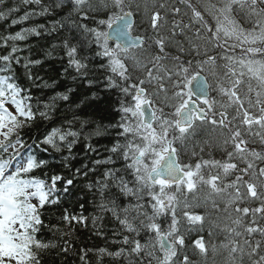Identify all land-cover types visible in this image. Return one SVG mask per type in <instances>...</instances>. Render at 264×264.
<instances>
[{"label": "trees", "instance_id": "obj_1", "mask_svg": "<svg viewBox=\"0 0 264 264\" xmlns=\"http://www.w3.org/2000/svg\"><path fill=\"white\" fill-rule=\"evenodd\" d=\"M7 2L19 4L20 0ZM126 2L123 11L128 10L134 16L132 34L141 37L144 43L123 54L121 72L115 70L119 80L117 90L101 91L99 95L102 99L97 101L98 106L89 109L90 117L98 125H103L102 134L96 136L92 133L90 140L99 151L91 153L81 142L74 147L69 161L64 160V155L52 151L39 153L48 162L49 167L45 172L61 174L65 179L74 180L73 185H65L69 194L61 191L60 203L47 206L44 211L45 222L55 226L53 231L45 229L44 238L58 246L42 257L44 264H89V260L94 262L96 256L89 251L88 259L82 261L80 256L84 254V249L94 250L106 245L115 248L119 245V240L112 235V230H119V225L110 218L104 220V233L107 237L104 238L95 234L90 221L86 225L73 222L69 226L61 223V214L65 209L77 215L82 212L86 217L96 214L93 194L86 185L93 178L99 179V176L93 177L89 173L86 179L83 175H76L75 170H84L85 165L94 167L93 160L108 155L106 148L111 146L116 135L109 125L119 120L116 110L118 101L122 99L121 91L130 97L126 107L131 109L138 88L146 91L157 110L155 123L170 128L168 137L173 141L181 165L198 179V190H186L185 186L167 189L172 198L171 207L166 213L162 211L159 202L151 208L145 204L142 209H137L140 214L130 223H134L136 232L149 230L150 233L146 236V243L142 241L140 245L143 264H264V202L261 200L264 197V119H261L264 118V107L256 103L254 89L245 87L253 94H247L241 99L229 90L230 86L239 89L238 84L229 85L232 79L231 68L227 63L230 57H246L248 50L257 49L263 54L264 44L258 42L245 45L248 40H227L218 33L220 39H215V15H210L211 7L203 3L192 8L182 0ZM117 4L116 0H85L83 5V10L90 17L103 20L105 27L100 33L99 42L107 49L112 48V45L106 41V31L109 24L120 16ZM21 7L22 12L18 15H22L23 11H31L28 6ZM233 9L234 14L229 17L232 20L238 18L240 21H255V13L259 11L260 15H264V0H257L255 4L253 1L243 5L235 4ZM69 11V7L65 6L54 18L67 19ZM218 17L220 21L228 18L222 12ZM72 18L75 19V13ZM38 19L34 17L33 22ZM46 19L50 22L51 18ZM22 26L12 27L0 21V35L7 34L9 30L14 33ZM224 27L226 25H221L218 30L223 33ZM244 28L248 29L246 26ZM70 35L76 33L68 30L60 33L61 37ZM49 43L50 40L32 38L19 45L32 49L31 53L25 52L23 55L43 61L40 66L31 69L33 74L42 78L36 81L41 87H33L32 94L43 101L63 93L68 86L76 87L73 83V69L69 68V74H61L67 67L64 53L57 50L52 56L45 55ZM16 71L21 74L23 70L17 67ZM197 74L206 77L215 109L210 110L208 120L196 121L190 129L180 131L175 126L176 113L187 98L189 80ZM45 81L50 85L48 88L43 87ZM83 91L81 87L80 92ZM56 103L59 110L54 119L62 120L65 115L71 118L74 107L59 100ZM222 113L227 116L224 122L220 118ZM127 116L124 117L125 123H128ZM248 117L254 119L248 121ZM37 125L32 132L33 136L43 133L49 122L38 119ZM128 133L120 146L130 158L132 151L127 149V139L134 136ZM120 170L127 175L125 168L121 167ZM136 175L135 198L140 204H143L145 196L156 194L159 197L160 192H155V185L149 182L146 170L139 168ZM244 176L249 182L251 178L259 181L261 186L256 195L249 193L248 184L242 179ZM180 189L182 191L178 193ZM173 212L175 215H172ZM191 214H198L201 221L190 219ZM125 234L129 235L131 246L136 237L130 233ZM161 235L173 242L170 251H165L161 246ZM201 237L207 246L205 253L196 245ZM60 245L67 249L66 255L61 254ZM105 264H110V261L105 260ZM129 264L141 262L133 260Z\"/></svg>", "mask_w": 264, "mask_h": 264}, {"label": "snow or ice", "instance_id": "obj_2", "mask_svg": "<svg viewBox=\"0 0 264 264\" xmlns=\"http://www.w3.org/2000/svg\"><path fill=\"white\" fill-rule=\"evenodd\" d=\"M256 2L253 0L254 4ZM84 3L85 0H49L47 3L45 0H20L19 4H11L7 0H0V21L12 27L24 25L14 33L9 30L7 34L0 35V264H44L42 257L50 249L58 247L44 238L46 228L48 231L55 228L50 222H45L44 211L47 206L60 203L61 191L69 194L66 186L73 185L74 180L45 172L49 167L48 162L39 153L52 151L64 155V160L69 161L74 147L81 142L87 151H99L90 140L92 133L96 136L102 134L103 125H98L90 117L89 109L98 106L97 101L102 99L99 95L101 91L117 90L119 80L110 63L108 49L99 42L100 33L105 27L103 20L90 17L83 10ZM21 5L28 6L31 11L18 15L22 12ZM65 6L71 10L68 18H54ZM73 13L75 19L72 18ZM34 17L39 19L33 22ZM46 18H51L50 22ZM42 20L44 22H40ZM65 30L76 35L61 37L60 33ZM32 38L50 40L49 47L45 49L46 56H52L57 50L64 53L67 67L61 74H69V68L74 70L75 89L68 86L63 93H57L46 101L32 94L33 87H41L36 81L42 78L33 74L31 69L40 66L43 61L23 55L25 52L31 53L32 49L19 46ZM17 67L23 70L21 74L17 73ZM49 86L45 81L43 87ZM81 87L84 88L83 93L80 92ZM121 97L116 110L119 120L109 125L116 135L111 146L106 148L108 155L93 160L94 167L85 165L84 170H75L76 175H83L86 179L89 173L93 177L99 176V179L93 178L86 185L93 194L96 214L86 217L82 212L77 215L69 213L67 209L61 214V223L69 226L73 222L86 225L90 221L98 237L107 238L104 233L106 218L119 225V230H112L113 237L120 242L118 246L84 249V254L80 256L82 261L88 259L89 251L96 256V260H89V264H105V260L110 264H129L130 261L139 260L143 264L140 245L146 243V236L150 233L149 230L136 232L134 223L130 221L135 220L140 214L137 209H142L145 204L150 208L157 202L162 204L156 194L145 196L143 204L135 198L139 168H133V160L120 146L129 134L124 117L130 111L126 107L130 97L124 91H121ZM58 100L74 107L71 118L65 115L62 120L54 119L59 110ZM38 119L49 122V126L40 135L33 136ZM141 156L143 152L136 160L139 161ZM156 157V166L149 172V179L158 193L163 181H156L155 176L175 178L176 172L164 159L163 150ZM121 167L127 170V175L121 172ZM101 168L103 171L98 172ZM80 207L83 209V205ZM125 233L136 237L131 246L129 235ZM59 248L61 254H67L63 245Z\"/></svg>", "mask_w": 264, "mask_h": 264}, {"label": "rangeland", "instance_id": "obj_3", "mask_svg": "<svg viewBox=\"0 0 264 264\" xmlns=\"http://www.w3.org/2000/svg\"><path fill=\"white\" fill-rule=\"evenodd\" d=\"M147 1V0H143ZM186 2L188 5H191L192 8L196 6L198 3H203L206 6L211 7L210 15H215L213 20L216 22V34H214L215 39H220L217 35L220 34L221 37L227 39V40H233V41H239L240 40H248L245 45H255V43L260 42V44H264V15H260L259 11L255 21H240L238 18L235 20H232L231 16L234 14L233 6L235 4L243 5L247 1H253V0H182ZM118 3V9L120 11V15L127 10H124L123 4H126V0H116ZM130 2V1H129ZM216 5H215V3ZM215 5V6H214ZM249 9L251 7L249 6ZM224 13L228 18H226L225 21H220L218 15L219 13ZM120 18V17H119ZM217 20V21H216ZM256 21L258 24H256ZM210 24V22H208ZM221 25H226L224 29L222 28L221 33L218 28ZM246 26L248 29H245L244 26ZM210 27V26H209ZM107 41V40H106ZM262 41V42H261ZM108 42V41H107ZM109 43V42H108ZM245 43V42H241ZM111 44V43H110ZM112 48H108V51L110 53V63L114 66L115 70L117 72H121L122 68V58L123 54L125 52L121 51L119 48H117L114 44H111ZM240 48V47H238ZM121 51V53H119ZM249 52L248 54L245 53L244 58H238L237 56L230 57L227 60V63L230 66V76L232 79V82L229 81L230 84H238L237 87L239 90L233 89L231 86L229 87V90L233 91V94H236V96L241 99L243 96L247 94H253L250 93V90H246L245 87H249L250 89H254V94L256 96V103L259 105V107H264V53H260L255 49V51H246ZM223 58V57H222ZM217 73V72H216ZM237 75H241L243 77H238ZM138 89L135 91V96L133 100V104L129 109V114L126 117L128 119V123H125V126L134 137H130L127 139V149L132 151L130 155V159L134 160L137 156H140L141 152H143V156H141V159L137 161L136 159L133 161L134 167H139L143 170L147 171V178L149 176V172L153 167H155V160H156V154L160 153L163 150V156L167 154L169 151L168 142L171 140L169 139L168 135L170 133V128L165 127L162 123H154L151 127H147L143 125L142 123V117L140 113L137 112L136 107L140 106L142 103L151 102V100L148 98V95L144 93L143 96L136 95ZM238 99V100H239ZM187 100L185 104L188 102ZM152 103V102H151ZM212 110L214 111V101H212ZM224 114V113H223ZM264 114V113H263ZM225 114L223 122L225 121ZM130 119V120H129ZM254 119L253 117H248V121ZM264 119V118H261ZM254 121V120H253ZM252 122V121H251ZM242 151V150H241ZM165 158V156H164ZM246 177H242L244 180ZM184 179L187 180V177ZM183 179V180H184ZM149 180V178H148ZM152 181V180H151ZM156 181H163L162 178H158ZM153 182V181H152ZM248 184V190L249 193H252V195H256L258 192V188L261 186L259 181L251 178L250 182L245 181ZM186 182L184 181L179 185V188H181ZM243 183V182H242ZM249 185L251 186L249 188ZM187 187L190 190H198V179L195 175H193L192 178L188 179ZM247 188V185H246ZM168 185L163 183L160 190L159 195V201L162 202L159 203L162 211L166 213L168 209L171 207V198L172 195L170 192L167 191ZM182 190L180 189L178 193H180ZM261 200L264 202V197L261 198ZM194 214V213H193ZM189 215L190 219L192 217ZM198 215V214H195ZM201 221V220H200ZM170 244H173L172 241H170ZM170 244L166 242V246L170 248ZM196 245L199 247V250L202 253H205L207 250V246L205 244V241L202 239H199L196 242Z\"/></svg>", "mask_w": 264, "mask_h": 264}, {"label": "water", "instance_id": "obj_4", "mask_svg": "<svg viewBox=\"0 0 264 264\" xmlns=\"http://www.w3.org/2000/svg\"><path fill=\"white\" fill-rule=\"evenodd\" d=\"M132 17L129 14H126L122 19L117 20L115 24L111 25L108 32H107V40L118 44L121 48L126 49L132 46H137L140 44L141 40L140 39H134L130 35V28L132 26ZM193 95L195 98L200 99V98H207L208 97V86L206 84V81L204 80L203 77L199 76L195 80L191 82V87H190ZM144 112H147L148 116L145 119V122L147 124L152 123L154 120V116L149 109L148 106L144 107ZM196 114L198 118L204 119L205 115L202 111L198 110L197 106L195 103H189L188 104V109H183L180 111L179 116H178V126L180 128H188L193 124V116ZM168 163L175 169L176 172V177L173 178L171 176L165 175V176H160L163 179H169L174 182L179 181L180 175V168L176 162V159L174 157V154L170 152L166 159ZM181 179V178H180ZM164 243V246L166 249H169L168 246H166V243Z\"/></svg>", "mask_w": 264, "mask_h": 264}, {"label": "bare ground", "instance_id": "obj_5", "mask_svg": "<svg viewBox=\"0 0 264 264\" xmlns=\"http://www.w3.org/2000/svg\"><path fill=\"white\" fill-rule=\"evenodd\" d=\"M175 122H176L175 126H176V128L179 130V126H178V118L175 120Z\"/></svg>", "mask_w": 264, "mask_h": 264}, {"label": "flooded vegetation", "instance_id": "obj_6", "mask_svg": "<svg viewBox=\"0 0 264 264\" xmlns=\"http://www.w3.org/2000/svg\"><path fill=\"white\" fill-rule=\"evenodd\" d=\"M245 181H248V179H245Z\"/></svg>", "mask_w": 264, "mask_h": 264}]
</instances>
